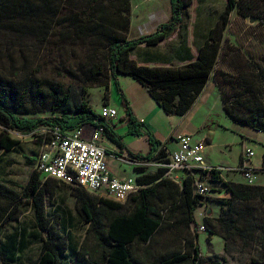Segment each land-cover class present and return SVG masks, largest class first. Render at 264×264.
Returning <instances> with one entry per match:
<instances>
[{
	"label": "rangeland",
	"instance_id": "obj_1",
	"mask_svg": "<svg viewBox=\"0 0 264 264\" xmlns=\"http://www.w3.org/2000/svg\"><path fill=\"white\" fill-rule=\"evenodd\" d=\"M86 1L0 0V96L10 103L22 102L31 112L25 116L34 118L58 116L61 108L72 111L90 108L99 114L101 107L112 100V106L118 112L117 121L113 120L120 130V118L125 116V110L110 77L108 45L114 39H133L137 32L144 31V28H138L136 21L130 28L132 12L133 19H138L143 2L100 0L92 21L83 23L76 20L75 15L85 8ZM211 2L216 6L210 11L213 15L227 4V0L200 1L201 5ZM158 4L161 15L171 14L169 0H159ZM127 20L129 28L125 30ZM154 27L156 24H151L150 28ZM219 40V55L208 79L205 96L212 91L222 104L223 94L234 112L245 120L264 116V0H237ZM120 76L122 80L131 79ZM251 87L253 94L249 92ZM212 103V109L218 112L216 102L213 100ZM135 107L141 118L150 112L148 101ZM205 115V108L198 111L195 107L184 119L179 116L170 119L174 125L181 120L192 127L201 124L194 137L206 145L204 162L212 168L211 172L202 175L208 191L203 205L194 213L199 225L195 231L197 242L206 258L203 264H264V164L262 162L252 182L241 172L245 151L256 153L250 159V166L261 159L264 132H255L238 124L243 130L239 133L237 123L227 118L223 111L221 118L215 116V122L221 121L225 128L216 126L213 119L203 122ZM92 129V126H85L83 135H89ZM3 130L0 127V133ZM6 132L19 144L12 151L0 148V186L15 192L17 199L11 201L0 195V214L5 216L15 203L24 213L15 222L0 224V264H3L1 258L13 260L6 261L8 264H29L39 255L46 234L36 230L32 208L20 196L35 171L43 141H51V128H41L27 136L11 130ZM101 142L108 163L113 160V143L105 136ZM211 143L213 146L207 147ZM163 164L164 161H160L148 165L149 175L155 174ZM182 173L174 172L173 175H186ZM138 175L131 174L133 178ZM194 176L199 178L200 174ZM214 176L218 182L213 181ZM46 182L49 190L55 193L53 197L46 195L47 214L65 236L70 252H75L83 245L89 231V224L77 208V188L50 179ZM172 184L160 187L155 200L163 208L165 217L161 230L151 245L131 247L141 263L150 262V256L153 259L173 250L183 251L185 240L191 238L193 225L186 227L187 208L178 189L182 184ZM232 190L249 197H234ZM87 194L100 197L95 193ZM136 205L137 201L133 199L117 211L101 210L100 214L113 217L129 213Z\"/></svg>",
	"mask_w": 264,
	"mask_h": 264
},
{
	"label": "trees",
	"instance_id": "obj_2",
	"mask_svg": "<svg viewBox=\"0 0 264 264\" xmlns=\"http://www.w3.org/2000/svg\"><path fill=\"white\" fill-rule=\"evenodd\" d=\"M99 2L100 0H87L85 8L76 13L75 19L83 23H90ZM191 2L192 0H170V19L150 35L135 39L121 38L109 41L107 61L110 77L125 110L128 132L140 137L143 135L141 129L147 128L150 144V151L144 156L139 153L128 152L129 161L149 163L163 159L165 154L162 151L158 152V146L161 143L145 126L144 122L136 117L129 100L120 87L118 76H129L145 87L166 115L182 117L200 96L215 68L220 49L219 38L222 37L223 31L228 25L230 14L235 9L237 0H228L220 21L211 30L206 43L200 49L197 61L183 67H145L139 66L130 59V52L141 44L158 45L176 31L182 23L184 9ZM128 28L129 20H127L124 29L128 30ZM249 92L250 94L254 93L252 87ZM222 104L226 115L232 121L253 130L264 132V116H257L251 120L241 118L234 112L232 104L227 103L223 94ZM30 113V110L22 102L19 104L10 103L0 96V127L4 129L0 133L1 149L12 151L19 144L17 140L12 139L7 134V130L27 136L41 128L58 127L62 133H70L88 125L102 129L103 135L109 141L120 149H126L122 143V137L116 133L111 124L90 108L75 109L74 111L61 108L60 114L54 117L34 118L25 116ZM244 163L243 157L241 165ZM164 173L165 170L160 168L153 175L138 177V183L144 185L145 189L129 200H136L137 205L129 213H119L113 217H103L100 211H117L123 208L124 204L103 197L94 198L87 194V191L77 188V208L83 220L89 224V231L87 239L80 249L70 252L65 236L56 225H53L54 222L47 214L46 195L49 194L53 197L55 193L53 190H49L47 182L43 181L40 173L36 170L33 171L27 184L23 187L20 197L31 206L36 230L39 233H45L46 238L42 242L39 255L29 264H203L206 258L202 255L197 242L198 234L195 231L199 229V225L195 220L194 213L199 206L203 205L204 196L194 192L193 175L183 178L182 187L176 185L177 188L179 187L181 197L187 208L186 227L189 228L191 224L193 225L191 238L185 240V249L183 251L173 250L162 257H153V259L150 256V262L145 263H141L131 250V247L151 245L154 236L164 224L163 208L155 200L158 198L160 187L171 186L174 182L164 178ZM213 178L214 182L219 181L216 176ZM155 181L157 182L155 183ZM232 193L234 197L241 199H248L249 197L248 194L243 195L233 190ZM0 195L11 201L17 199V194L9 191L5 186H0ZM171 198L173 201L174 195ZM17 204L11 205L5 216H3L4 213L0 214V224L15 222L24 213ZM169 206L173 207V204L170 203ZM68 253L70 257L67 256ZM1 261L3 264H8L6 261L13 262L11 259L6 260L4 258H1Z\"/></svg>",
	"mask_w": 264,
	"mask_h": 264
},
{
	"label": "crops",
	"instance_id": "obj_3",
	"mask_svg": "<svg viewBox=\"0 0 264 264\" xmlns=\"http://www.w3.org/2000/svg\"><path fill=\"white\" fill-rule=\"evenodd\" d=\"M158 1L159 0H142L143 5L140 7L141 12H139L138 14V19H133L132 12L130 28L134 27L135 21L137 22L138 28H144V31L141 34L137 32L133 39L142 36H147L156 32L162 24L168 22V20L170 19V13H168L167 16L165 14H160L161 12ZM200 1L201 0H192L191 4L184 9L182 14V23L178 27V29H176V31L172 32L166 39L162 40L158 45L148 46L145 43L141 44L139 47L130 52V59L135 61L139 66L145 67H183L191 62L197 61L200 49L206 43L211 30L219 22L221 14L224 12L227 5L226 4L224 8H221L218 13L213 15L210 13V11L216 7L214 3L211 2L209 4L207 3L206 5H201ZM131 3H133V0H131ZM157 16H159V21H156ZM151 24H156L157 27L150 28ZM118 80L120 83V87L122 88L130 104L132 105L133 110L135 109L134 112L136 111V105L139 106L145 101L150 102V112L144 118L138 116L136 112L135 115L140 121L144 122L145 126L149 128L150 132L155 136V138L161 144L166 145L169 150L177 149V139L183 135H191L193 136V140L201 142L198 139L196 140V138L194 137V133L198 131V129L201 127V124L199 126L192 127L185 120H181L177 122L176 125H174V121L170 120L173 116L166 115L164 111L158 107V105L149 95L145 87H143L140 83L136 82L132 78L130 80H122V76L119 75ZM124 84L126 85L124 86ZM206 87L207 85L205 86V88ZM205 88L203 89L202 93L197 98L195 103L192 105L190 110L181 118L184 119L185 117L189 116V113H191V111L195 107L198 111L203 110L204 108L206 109V117L203 122H206L209 119H213L214 122L217 121L215 120V116H221L222 111L226 115L222 104H219L220 99L218 95L210 91L209 95L206 97ZM113 93L114 90L112 88V95ZM116 96L120 100L117 92ZM213 100L216 102V108L219 107L218 112L212 109ZM111 101L109 106L114 108L112 106ZM198 103L200 104L198 105ZM227 118L229 117L227 116ZM115 120H110L108 122L114 128L116 133L122 137V143L126 146V149H120L115 144L111 145V147H113L111 152V157H113V160H109L108 162V166L111 172L119 178L132 177L131 174L133 172L139 173L136 178L140 176L149 175L150 172L147 170L146 167L157 161L149 163H136L129 161V159L127 158L128 152L139 153L143 156L148 154V152L150 151V144L147 136V128H142L141 130L143 132V135L140 137H136L128 132L129 129L125 116L120 118V130L117 129ZM215 123L216 126L225 128V125H223L221 121ZM238 124L239 123H237V127ZM189 127L191 129H189ZM239 127L237 128V130H239L240 133L243 130ZM247 128L255 132H261L253 130L249 127ZM208 134H211V131H208ZM161 144L158 146V152L160 151L159 148ZM212 146L213 145L211 143L207 147ZM242 146L243 148L245 147L243 142ZM263 156L264 152L261 155V159H259L255 165L251 166L256 169H260L263 162ZM245 162H248L250 164L251 160L245 159ZM175 176L178 178H183L181 175ZM163 177L166 178L164 175ZM156 182L157 181H155V183Z\"/></svg>",
	"mask_w": 264,
	"mask_h": 264
},
{
	"label": "built area",
	"instance_id": "obj_4",
	"mask_svg": "<svg viewBox=\"0 0 264 264\" xmlns=\"http://www.w3.org/2000/svg\"><path fill=\"white\" fill-rule=\"evenodd\" d=\"M99 116L110 121L118 117V112L115 108L104 105L100 109ZM92 128L91 133L86 136L83 135L84 127L70 133H62L58 127L51 128V141H43L35 170L40 173L43 181L54 179L68 186L125 204L132 197L140 194L145 186L139 184L137 178H119L111 172L106 162L107 152L101 142L103 131L94 126ZM177 146V149L169 150L166 145L161 144L159 148L165 154L163 159L157 161H164L161 165L165 170L164 176L181 184L184 177L193 175L194 192L204 196L208 188L202 180V175L212 170L204 162L206 145L193 140L191 135H183L177 139ZM254 156L252 150L244 152V159L250 160ZM258 170L245 162L241 172L252 182ZM174 172H185L186 175L178 178L173 175ZM195 173L200 174L199 178L194 176Z\"/></svg>",
	"mask_w": 264,
	"mask_h": 264
},
{
	"label": "water",
	"instance_id": "obj_5",
	"mask_svg": "<svg viewBox=\"0 0 264 264\" xmlns=\"http://www.w3.org/2000/svg\"><path fill=\"white\" fill-rule=\"evenodd\" d=\"M251 22L253 23L254 22V19H252Z\"/></svg>",
	"mask_w": 264,
	"mask_h": 264
}]
</instances>
